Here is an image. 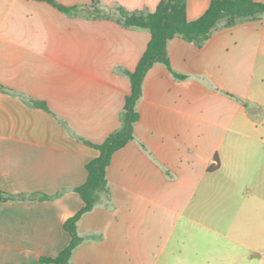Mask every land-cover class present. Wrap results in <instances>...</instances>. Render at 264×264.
I'll list each match as a JSON object with an SVG mask.
<instances>
[{
  "label": "crops",
  "instance_id": "0c3cea01",
  "mask_svg": "<svg viewBox=\"0 0 264 264\" xmlns=\"http://www.w3.org/2000/svg\"><path fill=\"white\" fill-rule=\"evenodd\" d=\"M53 1L71 10L0 0V264H51L40 258L68 244L75 188L99 155L87 142L120 126L126 72L150 39L114 13L160 0ZM210 1L186 0L187 19ZM167 54L186 77L160 62L147 71L133 138L76 222L70 264H264V16L201 47L175 36Z\"/></svg>",
  "mask_w": 264,
  "mask_h": 264
},
{
  "label": "trees",
  "instance_id": "16d2710c",
  "mask_svg": "<svg viewBox=\"0 0 264 264\" xmlns=\"http://www.w3.org/2000/svg\"><path fill=\"white\" fill-rule=\"evenodd\" d=\"M47 1L62 11L69 12L71 10V8L53 0ZM92 1L96 3V0ZM94 11L99 15L101 10L94 6ZM261 16H264V2L256 0H211L205 12L192 21L186 17V0H160L155 10L148 13L128 12L122 7L116 8L115 19L120 24L125 27L147 29L150 33V39L135 69L126 72L130 82V92L125 96L120 115V126L101 143L87 142L99 151V155L87 162L86 180L75 188L83 200V205L64 223L70 240L56 256H42L40 258L42 262L70 264L69 259L73 249L82 241V237L77 234L76 222L83 214L91 211L100 202L103 195H107L106 168L111 157L116 150L133 138V125L139 118L135 104L141 94L142 82L149 68L154 63L160 62L176 78L183 79L186 77L175 72L171 67L167 54L168 40L179 36L197 47H201L211 33L219 27H231L237 23L256 20ZM36 104L46 109L42 102H36ZM51 197L52 195L42 194L38 198ZM7 198L9 196L0 192V199Z\"/></svg>",
  "mask_w": 264,
  "mask_h": 264
},
{
  "label": "rangeland",
  "instance_id": "374dc122",
  "mask_svg": "<svg viewBox=\"0 0 264 264\" xmlns=\"http://www.w3.org/2000/svg\"><path fill=\"white\" fill-rule=\"evenodd\" d=\"M114 14H115V13H114ZM261 78L264 80V76H263V77L258 76L256 79H257V80H260Z\"/></svg>",
  "mask_w": 264,
  "mask_h": 264
}]
</instances>
